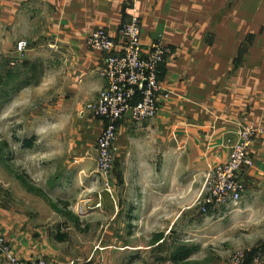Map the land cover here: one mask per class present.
<instances>
[{
  "label": "crops",
  "instance_id": "1",
  "mask_svg": "<svg viewBox=\"0 0 264 264\" xmlns=\"http://www.w3.org/2000/svg\"><path fill=\"white\" fill-rule=\"evenodd\" d=\"M131 15L142 50L155 39L167 48L158 81L168 94L151 119L117 121L107 193L89 176L94 161L86 157L101 122L84 106L104 81L103 54L85 37L98 27L115 35ZM27 39L52 49L53 83H66L58 102H69L81 121L67 210L0 208V233L16 257L223 264L230 249L264 244V0H0V43ZM246 122L260 133L247 150L251 166L238 174V203L200 213L206 173ZM178 249L191 251L180 257Z\"/></svg>",
  "mask_w": 264,
  "mask_h": 264
},
{
  "label": "rangeland",
  "instance_id": "2",
  "mask_svg": "<svg viewBox=\"0 0 264 264\" xmlns=\"http://www.w3.org/2000/svg\"><path fill=\"white\" fill-rule=\"evenodd\" d=\"M35 43L27 39L21 52L15 40L9 45L0 43V208L59 207L66 211L74 189L71 163L81 120L69 102H58L66 83H53L52 49L46 45L31 48ZM94 150L93 143L86 157L92 156L95 167ZM89 176L97 177V186L103 188L95 171ZM251 248L238 246L228 254Z\"/></svg>",
  "mask_w": 264,
  "mask_h": 264
},
{
  "label": "built area",
  "instance_id": "3",
  "mask_svg": "<svg viewBox=\"0 0 264 264\" xmlns=\"http://www.w3.org/2000/svg\"><path fill=\"white\" fill-rule=\"evenodd\" d=\"M25 44L24 40L18 41L17 51L21 52ZM85 44L89 49L103 54L98 74L104 85L96 98L86 103L84 108L101 122V129L94 141V171L102 178L104 191L110 193L108 176L113 165L116 123L124 115L133 123H141L156 115L158 98L168 94L158 81V66L164 61L167 48L159 39H155L146 50L141 49L140 25L136 15H131L128 21L121 24L115 35L101 27L93 29L87 33ZM259 133L260 130L251 122L239 127L237 139L229 147L225 160L214 164L205 175L202 191L196 201L200 213L238 203L243 191L238 174L243 168L251 166L247 150ZM0 253L6 264H48L43 256L19 259L1 233ZM223 264H262V259L254 254L246 261L245 251L239 249L232 252Z\"/></svg>",
  "mask_w": 264,
  "mask_h": 264
},
{
  "label": "trees",
  "instance_id": "4",
  "mask_svg": "<svg viewBox=\"0 0 264 264\" xmlns=\"http://www.w3.org/2000/svg\"><path fill=\"white\" fill-rule=\"evenodd\" d=\"M17 88H18V86H17ZM262 250H264V244H259L258 246L252 247L251 249L247 250L245 252L246 261H248L252 255L258 254V252L259 251L261 252ZM190 251H191V249H184L183 252L181 253L180 249H178V251H176V253L179 254L180 257H185ZM180 254H182V255H180Z\"/></svg>",
  "mask_w": 264,
  "mask_h": 264
}]
</instances>
